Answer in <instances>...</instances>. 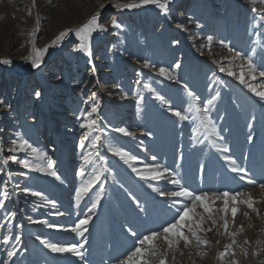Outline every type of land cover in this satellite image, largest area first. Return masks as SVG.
Returning <instances> with one entry per match:
<instances>
[{
  "label": "rangeland",
  "instance_id": "rangeland-1",
  "mask_svg": "<svg viewBox=\"0 0 264 264\" xmlns=\"http://www.w3.org/2000/svg\"><path fill=\"white\" fill-rule=\"evenodd\" d=\"M36 3L37 7L32 8V0H0V59L12 61L11 65L0 64V148L4 150L0 153V203L4 205L0 208V241L5 237L10 241L7 245L0 242V264L5 261L8 264H117L136 241L129 228L143 235L160 228L177 214L176 202L152 190H174L175 186L169 183L173 177L197 193L250 194L257 201L254 207L259 210V216L239 204L235 220L230 212L227 217L229 231L244 228L235 237L236 246L246 248L249 253L245 257L234 246V258L239 264L264 261V191L258 187L264 183V101L248 92L238 80L219 71L221 66H231L239 72L241 61L232 63L233 56L228 51L231 47L253 55L257 80L248 78L249 83L257 86L264 83V78L259 76L264 71V28H254L259 21L254 20L251 12L252 7L264 11V0L255 4L252 0H172L167 14L151 5L117 10L113 7L114 0H36ZM97 12L108 31L94 34L91 61L75 51L74 36L52 47L55 51L47 60L50 48L40 68L33 69L26 61L31 52L29 33L37 17L40 31L36 46L43 48L59 32L76 29ZM111 19L121 22L123 28L113 30ZM177 24L181 27L177 28ZM257 31L261 33L259 37L254 35ZM208 36L213 37L211 42ZM177 40L179 44H173ZM253 47L255 54L251 52ZM144 62L167 68L180 83L157 76L152 67L143 68ZM177 62L181 65L179 69L174 66ZM144 83H149L154 91L143 88ZM184 84L201 97L200 107L206 106L207 99L216 91L220 92L209 113L216 135L206 133L199 118L179 121L172 116L169 105L193 115L188 111L191 101L182 87ZM93 92L97 94L98 108L92 118H99L101 129L93 135L101 137L100 156L87 166L85 178L103 172V191L99 185L93 187L77 206L74 195L81 181L77 172L83 164L82 154L92 151L89 147L80 148L86 130L79 124L91 111L89 97ZM157 93L168 103L157 101ZM140 96L143 101L137 105ZM119 127L133 135H121L114 130ZM249 134L253 137L251 142ZM17 137L27 139L38 152H44L46 160L54 163L62 182L29 172L18 163L9 161L4 165V158L10 155L7 148ZM109 146L135 156L133 166L141 171L161 165L170 175L159 181L141 180L131 167L111 155ZM216 146L228 147L230 151L221 153ZM224 156L246 168L257 185L248 184L247 179L241 180L231 172ZM18 158L38 162L31 152L18 153ZM25 188L39 191L43 197L26 194L22 191ZM5 190L9 192L6 199L2 197ZM97 194L100 202L95 212L88 213ZM45 199L56 207H44ZM222 206L220 201L214 205ZM10 213H14L11 219ZM86 213L91 220L85 233L83 261L70 254H53L41 244V240L61 245L83 242L66 229L74 227ZM113 214L116 218L112 220ZM29 217L57 227L34 224ZM222 224L217 217V226L201 233L210 241L209 247L202 248L207 252L204 258L195 255L194 247L184 249L181 244L184 255L177 253L176 264H227L233 259L230 256L221 259L225 246L231 243L230 237L223 233ZM23 226H27L25 232ZM116 226L122 233L118 231L112 236L111 230ZM204 227H212L211 222H206ZM13 246L20 251L9 257Z\"/></svg>",
  "mask_w": 264,
  "mask_h": 264
},
{
  "label": "snow or ice",
  "instance_id": "snow-or-ice-1",
  "mask_svg": "<svg viewBox=\"0 0 264 264\" xmlns=\"http://www.w3.org/2000/svg\"><path fill=\"white\" fill-rule=\"evenodd\" d=\"M172 0H128L126 3H120L119 0H114L113 7L117 10H132V9H141L146 6H155L159 9L161 13L167 14L169 11V5ZM257 0H252V3L255 4ZM37 7L36 0H32V8ZM251 12L254 14V20H258L259 23L254 25V28H264V11L258 7H252ZM28 15L31 16V10L28 11ZM111 28L113 30H121L123 25L116 19H111L110 21ZM181 25L177 24V28H180ZM40 31V19L39 17L35 20V27L29 33L31 40V52L25 58L27 62L30 63L33 69H38L41 67V64L44 62L45 55L48 53L49 49L60 45L66 38H71L74 36L77 41L75 51L86 55L91 61L92 57V40L93 36L96 33L107 32L108 27L100 22V13L92 15L85 23L76 29L68 28L59 32V34L51 41L50 44L44 46L43 48L36 46V35ZM254 35L259 37L260 32H254ZM208 41L213 40L212 36L207 37ZM223 44V42L221 41ZM256 43V41H254ZM173 44H179V41H173ZM227 47V45H224ZM229 53L233 56L234 63L236 60L241 61L239 65V72L233 71L232 67H219L221 73H226L228 76L233 77L238 80L240 84L244 85L247 88L248 92L252 93L255 97H258L260 101H264V83H261L259 86L256 84L249 83L248 78H251L252 81L257 80V67L254 62L253 55H245L240 51H235L231 47L228 48ZM251 52L255 54L256 48L253 47ZM0 64L11 65L12 61L10 59H0ZM175 68L179 69L181 67L180 63H175ZM94 67V66H93ZM143 68L148 69L150 67L155 69V74L159 77H162L166 80L174 81L180 83L179 80L165 67L156 68L155 65H151L149 62H144L142 65ZM259 76L264 78V71H260ZM139 83V81H138ZM184 91L187 93V96L190 98L191 103L189 104L188 111L193 115L189 116L184 114L181 110H175L169 105V111L172 116L176 117L179 121H187L189 119L195 120L199 118L204 130L206 133L211 135H216L217 130L215 125L212 123V119L209 115L211 111V106L214 105V102L220 97V92L216 91L211 98L207 99L206 106L200 107L201 97L196 94L188 85H182ZM143 88L147 89L149 92H153L154 89L149 83H144ZM39 95V93H37ZM155 99L161 104H167L168 101L166 98L157 93ZM89 100L92 101L91 111L87 113L86 116L82 118V122L79 124L81 129H85L83 133V140L80 143V148L83 150L85 147H89L92 151L82 154L83 164L79 168L77 175L81 178L79 186L75 189V203L77 206L80 205L82 199L87 196V194L93 189V187L99 185L100 191H103V184L101 179L103 177V172L95 173L88 178L86 177L87 166L94 162L96 157L100 156L98 142L101 140L100 135H93V133L100 131L99 118L93 119L92 114L96 113L98 108L97 94L93 92L89 97ZM143 101V96H140L137 100V105ZM251 128V125H249ZM116 132L121 135L128 137L132 136L133 133L124 127H119L114 129ZM148 135L149 133H144ZM253 139L252 135L249 134L248 141L251 142ZM84 141H88V144H85ZM217 151L221 153H228L230 149L228 147L216 146ZM4 150L0 148V153ZM108 151L112 156L118 157L124 164H127L132 168V171L139 176L141 180L144 181H159L170 175L167 168H163L161 165H156L145 171L133 166V162L136 161V157L130 155L127 151L122 150L119 147H108ZM7 152L10 153L3 160V164L7 165L9 161L12 163H18L22 168L27 169L29 172L42 173L44 175L53 177L57 181L62 182L61 176L55 169V165L51 161L46 160V154L44 152H38L36 148L29 143L27 139L17 137L12 139ZM31 152L35 154V159L37 163H33L29 159H20L18 158V153H27ZM153 159H156L153 156ZM225 161L230 166V171L235 173L241 180L247 179V183L251 185H257V181L248 176V170L244 167L238 166L235 159L224 156ZM201 167V172L203 171V165ZM27 175V173H23ZM169 183L175 186L174 190L171 191H160L157 188H152L154 192H157L161 197H166L172 199L179 206L176 208V215L174 218L161 225L160 228L156 230H151L146 234L138 235L136 231L129 228L128 231L131 236L136 237V241L133 245V248L128 251L125 256L117 261V264H176V255L177 253L180 256L184 255V252L180 250L181 244L184 249L195 248V255L204 258L207 255V252L203 251L202 248L209 247L210 241L205 239L201 233H207L212 231V228L217 226V217L219 220L223 221L222 228L223 233L228 235L231 239V243L225 246L224 251L221 253V259L224 260L227 257H233L230 261H227V264H239V261L235 259L236 251H234V246H236L235 237L243 233L244 228L240 227L235 231H229L228 224V214L231 213L233 221L238 215L239 209L238 205H245L252 213H256L259 216V210L254 207V204L257 203L256 200L252 198L250 194H245L244 192L238 191L235 193H230L229 191L222 192H200L197 193L194 190L187 188L180 179L173 177L169 180ZM149 187H152L149 184ZM258 187L264 191V183H259ZM19 188V185H17ZM26 194H29L33 197H43V194L39 191H33L31 189H22ZM9 196L8 191H3L2 197L6 199ZM100 195H96V199L91 203L90 208H88V213L95 211L99 202ZM217 201L222 202V207H214ZM51 206L55 208L56 205L54 202L47 199L44 200V207ZM3 203H0V208H3ZM139 207V203H137ZM198 209H202V212H199ZM141 211L143 209L141 208ZM223 213V215H219ZM57 215L63 216V212H57ZM14 216V213L9 214L11 219ZM245 216L248 217V213H245ZM29 220L32 223H42L45 224L48 228H55L57 226L49 224L47 221L34 220L32 217H29ZM91 220V216L87 213L84 215V218L80 219L74 227L71 229H66L70 232L75 233L78 237L82 238L81 243L76 244H66L61 245L59 243L50 242L48 240H41V244L53 254H70L74 257L79 258L83 261L85 259V251L83 250L87 239L85 238V233L88 231L87 225ZM206 222H211L212 227L205 228L204 225ZM251 227V225H249ZM37 239H40L37 237ZM17 243L19 242V237H16ZM3 244H9V238L5 237L2 241ZM245 244H249L248 240L244 241ZM240 248L241 253L247 257L249 255L246 248L242 246H236ZM20 249L13 246L12 251L8 252V256L12 257L19 252ZM253 255H258V253L253 252ZM171 257V259H169ZM3 264H8L7 261ZM194 264V262H193ZM260 264H264V261H261Z\"/></svg>",
  "mask_w": 264,
  "mask_h": 264
},
{
  "label": "bare ground",
  "instance_id": "bare-ground-1",
  "mask_svg": "<svg viewBox=\"0 0 264 264\" xmlns=\"http://www.w3.org/2000/svg\"><path fill=\"white\" fill-rule=\"evenodd\" d=\"M58 46V45H57ZM54 51H55V48H52L50 51H49V54H48V57H47V60H50L51 58H52V56H53V53H54ZM92 58V57H91ZM93 62V61H92ZM131 175V174H130ZM246 185V184H245ZM255 195V194H254ZM259 195V194H258ZM95 212V211H94ZM96 215V214H95ZM114 218H116V216L113 214V216L111 217V219L113 220ZM126 218V217H125ZM111 220V221H112ZM113 222V221H112ZM111 223V222H110ZM112 232H113V235L112 236H114V234H116L118 231H120V233H122L121 232V230L116 226V227H114L113 228V230H111ZM119 235V234H118ZM117 235V236H118ZM79 238V237H78ZM118 239V238H117ZM75 241V240H74ZM77 242V241H76ZM108 257V260L110 259V255H107ZM116 259V258H115ZM103 263V262H102ZM64 264V263H63ZM101 264V263H100Z\"/></svg>",
  "mask_w": 264,
  "mask_h": 264
}]
</instances>
